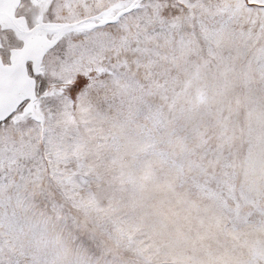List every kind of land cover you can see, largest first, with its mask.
<instances>
[{"label":"snow or ice","instance_id":"obj_1","mask_svg":"<svg viewBox=\"0 0 264 264\" xmlns=\"http://www.w3.org/2000/svg\"><path fill=\"white\" fill-rule=\"evenodd\" d=\"M0 264H264V0H0Z\"/></svg>","mask_w":264,"mask_h":264}]
</instances>
